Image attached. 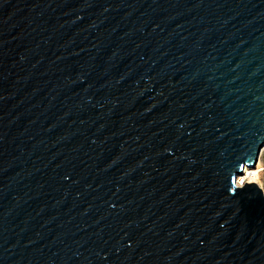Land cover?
<instances>
[{"label":"water","instance_id":"1","mask_svg":"<svg viewBox=\"0 0 264 264\" xmlns=\"http://www.w3.org/2000/svg\"><path fill=\"white\" fill-rule=\"evenodd\" d=\"M264 0H0V264H264Z\"/></svg>","mask_w":264,"mask_h":264},{"label":"bare ground","instance_id":"2","mask_svg":"<svg viewBox=\"0 0 264 264\" xmlns=\"http://www.w3.org/2000/svg\"><path fill=\"white\" fill-rule=\"evenodd\" d=\"M259 168L260 166L255 170V168L247 167L244 172L245 176L239 177L238 184L241 185L242 182L245 183L247 181H258V178L260 176Z\"/></svg>","mask_w":264,"mask_h":264},{"label":"rangeland","instance_id":"3","mask_svg":"<svg viewBox=\"0 0 264 264\" xmlns=\"http://www.w3.org/2000/svg\"><path fill=\"white\" fill-rule=\"evenodd\" d=\"M260 166L259 170H260V176L258 178V181H255L257 182L264 190V148L262 149L261 151V154H260V157H259V161L257 162V165L255 167V170L258 169V167ZM249 167V166H246L245 169ZM245 176L244 174L240 177H243Z\"/></svg>","mask_w":264,"mask_h":264},{"label":"built area","instance_id":"4","mask_svg":"<svg viewBox=\"0 0 264 264\" xmlns=\"http://www.w3.org/2000/svg\"><path fill=\"white\" fill-rule=\"evenodd\" d=\"M246 183V182H245ZM244 182L241 183V185H244L245 184Z\"/></svg>","mask_w":264,"mask_h":264}]
</instances>
